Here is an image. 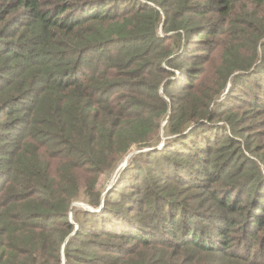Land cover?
Segmentation results:
<instances>
[{
	"label": "trees",
	"instance_id": "trees-1",
	"mask_svg": "<svg viewBox=\"0 0 264 264\" xmlns=\"http://www.w3.org/2000/svg\"><path fill=\"white\" fill-rule=\"evenodd\" d=\"M252 75L258 118L264 0H0V264H264Z\"/></svg>",
	"mask_w": 264,
	"mask_h": 264
},
{
	"label": "rangeland",
	"instance_id": "rangeland-1",
	"mask_svg": "<svg viewBox=\"0 0 264 264\" xmlns=\"http://www.w3.org/2000/svg\"><path fill=\"white\" fill-rule=\"evenodd\" d=\"M158 33H161V30H159ZM210 56L211 57L208 60V63L210 65V68H209L208 74H207L208 77H210L213 70H215V68L219 64L218 63L219 57H220L219 48L218 49L215 48ZM250 72L251 71H249L247 73L248 76H249ZM259 78H260L259 75H252L250 77H247L245 80H242L243 78H241V80L235 86H231V82L229 81L227 83L226 88L224 89V91L221 94L222 95L221 97L223 99L225 98V101H227L226 107L229 105L241 106L235 110H236V112H238L237 114L241 115L243 118L242 124L245 127L244 131L247 132L248 136H252V139L254 141H255V139H257L256 135H258L260 133L262 135H264V115H261L260 117L256 118L255 117L256 114L254 113V110L252 108H250V106L248 105V102H250V100H253V96L255 95V91H254V87H253L255 82L257 81L258 83H263ZM259 81H261V82H259ZM206 82H207V80H206ZM250 86H251V88H250ZM251 94L253 96H250ZM164 126H165V122H162L161 129H160L161 134L159 137L160 141L156 147L151 149V151L153 149H156L158 151L162 150L165 141L168 139V138H165L163 136V133H162V129ZM263 142H264V136H260L258 138V140L255 141V143H257V144H260ZM255 143H254V145H255ZM148 151H150V150L149 149H146V150L132 149L131 152L123 160L120 161V163L118 164V167L116 168L113 175L108 176V177H101V180L99 182V186H102V191H103L102 196H101V205L102 206H103L102 200L104 198L113 199L116 201H124L122 198L119 197L121 194V191L123 190L122 188L118 187L116 189L117 192H115V193H111V192L113 191L114 187H117V186H115V184L117 183L120 174L125 170L127 165L130 162H132V160L136 157V155L143 153V152H148ZM141 160L143 161L144 159L141 158ZM131 174H132L131 172L128 173V175H131ZM133 180L134 179H132V181ZM123 188H124V186H123ZM178 188H181V187H178ZM127 191H129V190L127 189ZM143 196H145V195H136L135 198L138 197L141 199V198H143ZM186 196L187 197L190 196L192 199L191 201H193V203H195L197 205H198V203H200L199 200L201 198H197L195 196V193L191 192V190L187 191ZM203 205H204V203L201 204V207H203ZM75 206L77 209H83V210L88 209L92 212L94 211L93 209L85 206V204L76 203ZM136 208H141V207H137V205H136ZM136 208H132V210L136 209ZM142 208H144L143 210L146 209L145 207H142ZM101 209H102V207L99 210H96L94 212L100 213ZM140 214H141V212H136V214H133V215H134V217H136ZM76 230L77 229H75V231Z\"/></svg>",
	"mask_w": 264,
	"mask_h": 264
},
{
	"label": "water",
	"instance_id": "water-1",
	"mask_svg": "<svg viewBox=\"0 0 264 264\" xmlns=\"http://www.w3.org/2000/svg\"><path fill=\"white\" fill-rule=\"evenodd\" d=\"M63 264H64V261H63Z\"/></svg>",
	"mask_w": 264,
	"mask_h": 264
}]
</instances>
